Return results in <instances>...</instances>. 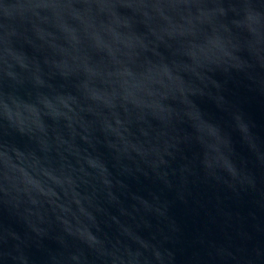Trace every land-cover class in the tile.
I'll use <instances>...</instances> for the list:
<instances>
[{"label":"water","instance_id":"95a60500","mask_svg":"<svg viewBox=\"0 0 264 264\" xmlns=\"http://www.w3.org/2000/svg\"><path fill=\"white\" fill-rule=\"evenodd\" d=\"M0 264H264V0H0Z\"/></svg>","mask_w":264,"mask_h":264}]
</instances>
